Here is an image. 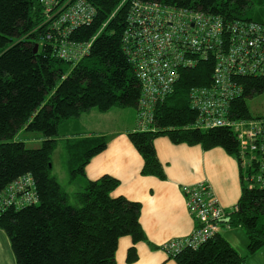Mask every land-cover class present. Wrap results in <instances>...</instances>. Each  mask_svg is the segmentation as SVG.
<instances>
[{"label": "trees", "instance_id": "obj_1", "mask_svg": "<svg viewBox=\"0 0 264 264\" xmlns=\"http://www.w3.org/2000/svg\"><path fill=\"white\" fill-rule=\"evenodd\" d=\"M87 1L97 14L91 25L74 30L71 39L88 42L98 36L89 54L74 65L54 56L47 44L35 53L45 32L38 0H0V193L29 175L38 194L36 204L13 205L0 214V230L9 238L17 264H117L121 237L130 236L135 244L148 242L140 223L141 204L112 196L120 185L118 179L104 175L80 184L91 159L106 149V139L60 136L61 124L92 109H136L141 94L140 81L123 51L129 4L117 11L121 0ZM141 1L194 8L229 21L264 23L263 12L248 16L253 0ZM214 67L210 57L196 68L183 69L174 92L156 106V131L130 132L129 138L144 160L142 175L166 178L154 145L161 136L174 144L199 145L204 150L221 147L238 157L239 145L232 130L194 127L198 112L192 109L189 94L193 88L212 85ZM238 80L244 91L232 101V118H254L249 102L264 94V77ZM23 130L41 133V147L30 149L18 140ZM60 143L67 153L69 181L80 184L81 190L73 197L52 173V156ZM241 186L238 210L230 214L228 226L244 231L248 256H242L218 233L197 250L187 247L170 256L177 264H248V257L264 248V190L249 188L243 172ZM137 259L133 246L127 261Z\"/></svg>", "mask_w": 264, "mask_h": 264}, {"label": "built area", "instance_id": "obj_2", "mask_svg": "<svg viewBox=\"0 0 264 264\" xmlns=\"http://www.w3.org/2000/svg\"><path fill=\"white\" fill-rule=\"evenodd\" d=\"M38 2L43 8L45 28L39 49L47 44L58 59L76 65L89 54L98 35L79 42L72 40L71 34L91 25L97 9L87 0ZM127 4L123 51L141 84L136 131L155 132L156 106L174 92L181 71L196 68L212 57V85L193 88L189 94L190 105L198 112L194 127L232 130L239 145L236 158L244 181L251 189L264 190V116L233 119L231 114L232 101L244 91L238 78L264 77V23L229 21L221 15L158 1L121 0L117 11ZM184 194L198 228L189 236L169 241L164 247L169 256L187 247L197 250L213 239L222 225L229 227L231 212L220 205L206 183L186 186ZM37 202L35 181L26 175L0 193V214L13 205ZM236 210L237 206L232 212Z\"/></svg>", "mask_w": 264, "mask_h": 264}, {"label": "crops", "instance_id": "obj_3", "mask_svg": "<svg viewBox=\"0 0 264 264\" xmlns=\"http://www.w3.org/2000/svg\"><path fill=\"white\" fill-rule=\"evenodd\" d=\"M136 115V109L132 108H112L107 112L92 109L61 124L60 136L72 138L74 133L82 138L104 137L107 147L91 159L85 168L86 178L95 181L104 175L112 176L120 181L112 196H124L142 206L140 223L148 242L135 244L130 236L121 237L117 264H177L164 250L165 245L191 235L198 228V221L187 205L184 187L206 183L220 205L232 213L241 197L240 165L235 156L221 147L204 150L199 145L174 144L169 137L161 136L154 145L166 178L144 176L143 157L129 138L130 132L136 131ZM109 119L111 126H107ZM219 234L242 256H248L249 240L243 230L222 225ZM133 246L138 259L128 263V251ZM0 264H17L9 238L2 230ZM248 264H264V248L249 256Z\"/></svg>", "mask_w": 264, "mask_h": 264}, {"label": "rangeland", "instance_id": "obj_4", "mask_svg": "<svg viewBox=\"0 0 264 264\" xmlns=\"http://www.w3.org/2000/svg\"><path fill=\"white\" fill-rule=\"evenodd\" d=\"M253 2L254 4L252 5L251 9L248 10V16L253 17L257 13L260 12L264 13V0H253ZM249 105H250L251 113L252 115H254V117L264 115V94H261L260 96L251 100L249 102ZM111 124H112V120L109 119L107 121V126H111ZM62 129L60 128L61 134H62ZM72 135L73 138L77 137L74 135V133H72ZM17 139L24 141L27 148L38 149L42 145L44 136L41 133L28 132L23 130L19 133ZM67 162H68L67 153L65 152L63 145L60 143L52 156V164H53L52 173L54 176L58 178L59 183L61 184L63 189L73 197L74 195L73 193L81 190L80 184L83 185L85 183L84 180H86L87 178L85 177V179H81L80 184L77 182H72L73 184H71L70 181L68 183V180L70 178V170L68 168Z\"/></svg>", "mask_w": 264, "mask_h": 264}, {"label": "water", "instance_id": "obj_5", "mask_svg": "<svg viewBox=\"0 0 264 264\" xmlns=\"http://www.w3.org/2000/svg\"><path fill=\"white\" fill-rule=\"evenodd\" d=\"M34 50H35V53L38 52V50H39V45L38 44L35 45V49Z\"/></svg>", "mask_w": 264, "mask_h": 264}]
</instances>
